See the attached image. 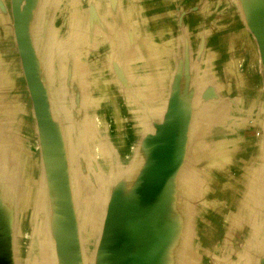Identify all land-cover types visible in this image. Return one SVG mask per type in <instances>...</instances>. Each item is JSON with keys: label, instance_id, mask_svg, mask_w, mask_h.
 <instances>
[{"label": "crops", "instance_id": "obj_1", "mask_svg": "<svg viewBox=\"0 0 264 264\" xmlns=\"http://www.w3.org/2000/svg\"><path fill=\"white\" fill-rule=\"evenodd\" d=\"M21 11L76 223L59 217L11 0H0V237L11 263L66 264L59 243L67 264H95L108 198L136 184L146 136L176 98L174 173L159 201L120 203L116 259L264 264V77L243 0H22Z\"/></svg>", "mask_w": 264, "mask_h": 264}, {"label": "water", "instance_id": "obj_2", "mask_svg": "<svg viewBox=\"0 0 264 264\" xmlns=\"http://www.w3.org/2000/svg\"><path fill=\"white\" fill-rule=\"evenodd\" d=\"M21 3L22 0H11V11L17 51L36 122V142L38 146H40L41 137H43L47 151L53 159V181L56 189V203L59 209L58 214L63 224L68 225L73 219L74 223H76V220L75 216L71 215L72 209L68 204L65 163L61 149L56 144L54 138V131L47 108L45 94L40 85L31 54L21 11ZM262 3H264V0H243V7L249 12L250 30L257 44L264 77V7ZM176 102V98L168 100L162 118L158 124L155 125L153 131L147 134L148 154L146 162L138 181L131 187L132 189L129 194L124 193L121 197L116 194L109 196L103 218L100 249L95 264H119L112 250L111 234L115 227L116 215L120 203L124 204L125 208L128 207L130 209L132 206L131 204L136 206L147 204L153 198H155V201H159L162 193L169 185L176 166ZM67 211L70 212L69 215ZM143 219L145 220V218ZM139 227L144 230V228H146V223L143 221V224L140 223ZM144 235L147 239L148 236L146 232ZM58 245L60 259L63 263L67 264L65 256H63L60 251L61 246L59 243ZM29 257H31V255H29ZM144 257L145 256L136 258L135 260L132 258L124 260L123 258L121 259V261H123L121 264H145L146 259ZM0 264H12L7 250V244L2 237H0ZM73 264H85V262L83 258L77 255L76 259L73 260Z\"/></svg>", "mask_w": 264, "mask_h": 264}, {"label": "rangeland", "instance_id": "obj_3", "mask_svg": "<svg viewBox=\"0 0 264 264\" xmlns=\"http://www.w3.org/2000/svg\"><path fill=\"white\" fill-rule=\"evenodd\" d=\"M262 5H263V7H264V3H262ZM125 118V120L127 119V117H124ZM126 125L127 126H131V124H130V120H129V122H127L126 123ZM127 126H124V129H123V134L125 133V135H124V137H126V134H130V128H127ZM129 130V131H128ZM33 136H34V134H33ZM35 136L33 137V140L35 141ZM117 148H119L120 149V145H117L116 146ZM96 151V150H95ZM97 157H100V155H99V153L96 151V153H94ZM98 164V163H97ZM99 165V164H98ZM94 198H96V197H94ZM23 231L24 232H26L27 231V229L26 228H24L23 229ZM29 232H30V230H29ZM29 232H28V234H27V236L29 237L30 235H29ZM29 245V244H28ZM28 245L26 244V243H24L23 244V247H28ZM43 262L46 264V261L44 260V261H41V260H39V262L36 260V259H34V258H32L31 259V264H43Z\"/></svg>", "mask_w": 264, "mask_h": 264}]
</instances>
